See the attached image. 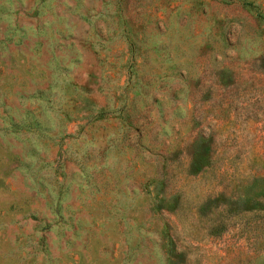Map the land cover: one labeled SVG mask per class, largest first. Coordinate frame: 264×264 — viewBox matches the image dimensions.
<instances>
[{"label":"rangeland","instance_id":"obj_1","mask_svg":"<svg viewBox=\"0 0 264 264\" xmlns=\"http://www.w3.org/2000/svg\"><path fill=\"white\" fill-rule=\"evenodd\" d=\"M0 264H264V0H0Z\"/></svg>","mask_w":264,"mask_h":264}]
</instances>
